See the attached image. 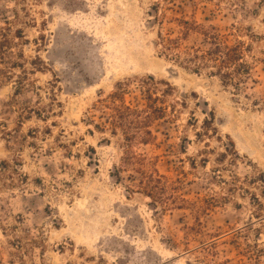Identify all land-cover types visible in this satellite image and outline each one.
<instances>
[{
    "label": "rangeland",
    "instance_id": "obj_1",
    "mask_svg": "<svg viewBox=\"0 0 264 264\" xmlns=\"http://www.w3.org/2000/svg\"><path fill=\"white\" fill-rule=\"evenodd\" d=\"M176 19L249 46L241 90L162 55ZM0 28V264H264V0H0ZM149 76L167 113L137 152L163 205L113 176L122 134L88 122L119 83L142 104Z\"/></svg>",
    "mask_w": 264,
    "mask_h": 264
},
{
    "label": "trees",
    "instance_id": "obj_2",
    "mask_svg": "<svg viewBox=\"0 0 264 264\" xmlns=\"http://www.w3.org/2000/svg\"><path fill=\"white\" fill-rule=\"evenodd\" d=\"M175 21L179 28L178 36L174 37L173 34L163 36L158 33L162 55L167 60L177 62L197 74L203 68L210 69L211 76H217L223 84L232 86L238 91L241 90L245 79L250 75V67L245 61L246 53L250 52L249 46L240 40L231 44L229 39L234 34H222L214 26L205 29L196 22L185 19ZM192 32L200 33L209 47L205 50L192 48L182 51V41L187 40ZM0 33H2L1 28ZM9 45L11 42L7 38L0 42L1 60L6 55ZM17 67L24 69L21 64ZM130 85L128 81L119 83L113 93L94 105L95 111L101 114L102 123L96 124L92 119L88 122L100 133H105L109 129L113 137H117L119 132L122 134L123 156L120 160L121 165L114 169L113 176L121 181V175L128 173L127 180L137 182L140 191L151 198L155 205H163V203L166 204L164 197L167 189L164 185L166 178L159 173L152 159L147 158L145 153L137 152V149L152 144L154 140L152 126L156 121L166 118L167 109L163 106V98L156 93L157 82L154 77L149 76L137 81L142 101L140 105H133L126 101L125 97ZM88 158L93 159L90 156ZM137 177L139 178L136 179ZM130 190L133 192L132 189ZM253 200L260 210L256 215L263 213L264 205L257 197ZM257 218L264 222L263 214Z\"/></svg>",
    "mask_w": 264,
    "mask_h": 264
}]
</instances>
